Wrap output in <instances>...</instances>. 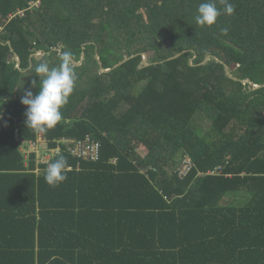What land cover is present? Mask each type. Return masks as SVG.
Instances as JSON below:
<instances>
[{
	"label": "trees",
	"instance_id": "16d2710c",
	"mask_svg": "<svg viewBox=\"0 0 264 264\" xmlns=\"http://www.w3.org/2000/svg\"><path fill=\"white\" fill-rule=\"evenodd\" d=\"M202 2L0 0V264H264V89L242 85H264V0H230L235 13L211 27L195 22ZM83 45L63 120L44 135L51 148L90 134L100 158L78 167L63 150L52 162L73 170L50 187L43 159L38 173L35 153L23 166L19 145L37 132L21 98L39 90L37 64L78 60ZM38 49L49 54L30 61ZM96 53L105 68L135 58L100 74ZM142 54L151 66L138 70ZM208 57L238 82L213 59L200 66Z\"/></svg>",
	"mask_w": 264,
	"mask_h": 264
},
{
	"label": "clouds",
	"instance_id": "9594fccd",
	"mask_svg": "<svg viewBox=\"0 0 264 264\" xmlns=\"http://www.w3.org/2000/svg\"><path fill=\"white\" fill-rule=\"evenodd\" d=\"M221 3L223 4V11L217 7L215 0H206V2L200 3L195 16L196 24L201 27H211L217 23L221 14L232 16L235 13V5L230 0H221ZM228 31L227 27L222 28L221 34L227 35ZM35 73L41 78L39 80V90L35 94L32 88L26 90L21 98V104L26 107L25 123L27 128H31L37 133H43L55 128L62 122L61 109L68 104L78 78L70 53L63 55L59 66L50 67L46 62L37 64ZM34 83L35 81L32 82V85ZM0 119H2V113H0ZM25 139L26 137L22 138L19 145L21 154L23 152L21 146ZM46 142L48 143L47 140ZM44 146L43 148L46 147ZM116 162L113 161L114 164ZM68 167V161L63 156H60L54 162L51 160V163L43 170L45 182L50 187H58L66 181Z\"/></svg>",
	"mask_w": 264,
	"mask_h": 264
},
{
	"label": "built area",
	"instance_id": "2783aa9c",
	"mask_svg": "<svg viewBox=\"0 0 264 264\" xmlns=\"http://www.w3.org/2000/svg\"><path fill=\"white\" fill-rule=\"evenodd\" d=\"M13 14H10V18L13 17ZM2 29V26H0ZM39 141L45 142V148L40 150ZM57 144L51 148H48L46 137L43 133L38 134V138L34 139H25L23 145L21 146V150L25 153L26 149L29 146L35 147L37 150L42 151V159L43 162L48 165L51 163V160L62 153L63 150L69 152L75 159L78 160V166H80L81 162H98L101 153V143L93 138L91 135H86L84 138H75V137H61L58 140L56 139ZM50 149V150H49ZM49 150V151H48ZM116 160H114L115 162ZM193 163L187 159V161L182 165V167L178 170V178L180 180H184L187 178L192 169ZM68 169H73L72 166H69ZM220 173V169H216L214 172H208L206 176L217 175ZM201 177H205L204 175H200Z\"/></svg>",
	"mask_w": 264,
	"mask_h": 264
},
{
	"label": "water",
	"instance_id": "95a60500",
	"mask_svg": "<svg viewBox=\"0 0 264 264\" xmlns=\"http://www.w3.org/2000/svg\"><path fill=\"white\" fill-rule=\"evenodd\" d=\"M1 37V35H0ZM11 41L8 40V44H10ZM82 52H81V56L78 60L73 59L74 61V65L75 66H80V65H83L84 61H85V58H86V53H85V46L83 45L82 46ZM58 50L59 53H61V48L60 47H57L56 48ZM49 52H46L42 49H38V50H35V52H33L30 56V61H32L33 57L35 58H42L43 56H45V54ZM183 55H185V53L181 54V55H176L175 57L173 58H170L168 61L169 62H172V61H175V60H178L180 59ZM95 57L97 59V62H98V65L100 67V74H107V73H110L112 72L113 70H116L118 69L119 67H121L122 65H124L125 63H127L128 61H130L131 59L135 58V56H126L122 61H120L119 63H117L116 65H114L113 67L111 68H105L104 65H103V62L99 56L98 53L95 54ZM214 60L216 63L218 64H221L224 66V69H225V74L227 76V78H229L230 80H233L234 82H238V79H236L233 74L231 73V70L230 68L225 65L223 62H221L219 59L217 58H211V57H208L205 59V61L200 65V66H206L209 62H211V60ZM14 61H16V63L18 64V66H20L21 64V60L19 58V55L18 53H14ZM192 63L193 61L190 62V65L192 66ZM151 66V63H148V56L147 54H142V61H141V64L139 65L138 67V70H142L144 68H147V67H150ZM242 85L243 86H249L250 89H252V91H258V90H262L264 89V85L263 86H255L254 83H252L251 81L249 80H246V81H242Z\"/></svg>",
	"mask_w": 264,
	"mask_h": 264
},
{
	"label": "crops",
	"instance_id": "0c3cea01",
	"mask_svg": "<svg viewBox=\"0 0 264 264\" xmlns=\"http://www.w3.org/2000/svg\"><path fill=\"white\" fill-rule=\"evenodd\" d=\"M14 59V56L12 57ZM40 149H44L42 146H39ZM32 153H35L36 154V157H35V164H36V169H34V172H39L40 169L38 167V164L41 162V159H42V151L40 150H37L35 147L33 146H29L25 153L22 152V160H23V166L26 167L28 166V163H29V160H31V154ZM79 163V162H78ZM71 166V165H69ZM79 167V166H78ZM73 168V167H72Z\"/></svg>",
	"mask_w": 264,
	"mask_h": 264
},
{
	"label": "rangeland",
	"instance_id": "374dc122",
	"mask_svg": "<svg viewBox=\"0 0 264 264\" xmlns=\"http://www.w3.org/2000/svg\"><path fill=\"white\" fill-rule=\"evenodd\" d=\"M36 4L38 5V4H39V1H37ZM149 55H150V57L152 58V55H153V54L150 53ZM151 58H148V63L151 62ZM80 66H81V65H80ZM82 66H83V65H82ZM96 70H97V68L95 67V71H96ZM79 71H80V70H79ZM79 71H78V72H79ZM99 72H100V70H99ZM24 78H26V75H24ZM87 80H89V77L86 76V77L84 78V81H87ZM83 84H84V83H83ZM78 85L81 86V82H79ZM79 109H81V106L79 107ZM203 116H204V115H203ZM198 120H199V121H197V125H198V126H202V127H204V128H207V127H208V124H207V123H205L204 121H201L199 118H198ZM38 134H39V133L36 134V137H35V138H26V139H27V140H28V139H34V140H36V139L38 138ZM43 135H44V132H43ZM87 135H88V134H87ZM89 135H90V134H89ZM44 136H45V135H44ZM91 136H92V135H91ZM62 137H64V136H62ZM92 137H93V136H92ZM60 138H61V137H60ZM93 138H94V137H93ZM58 139H59V138H57V140H58ZM95 139H96V138H95ZM38 144H39V146H42V147L44 146V142H43V141H39ZM141 151H142V153H144L143 150H141ZM229 198H230V197H229ZM229 198L226 199V202H227L228 204H233V202H234L233 199H229ZM241 204H242V203H240L239 205H241ZM235 205H237V204H235Z\"/></svg>",
	"mask_w": 264,
	"mask_h": 264
}]
</instances>
